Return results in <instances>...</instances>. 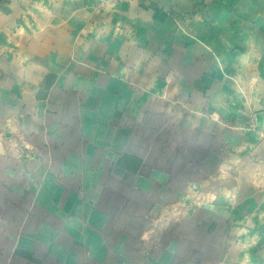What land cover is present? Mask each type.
Listing matches in <instances>:
<instances>
[{
	"label": "crops",
	"instance_id": "0c3cea01",
	"mask_svg": "<svg viewBox=\"0 0 264 264\" xmlns=\"http://www.w3.org/2000/svg\"><path fill=\"white\" fill-rule=\"evenodd\" d=\"M261 131L264 0H0V264H264Z\"/></svg>",
	"mask_w": 264,
	"mask_h": 264
},
{
	"label": "built area",
	"instance_id": "2783aa9c",
	"mask_svg": "<svg viewBox=\"0 0 264 264\" xmlns=\"http://www.w3.org/2000/svg\"><path fill=\"white\" fill-rule=\"evenodd\" d=\"M127 1H131V0H127ZM251 126H252V127L255 126V123L253 122V123L251 124ZM261 135H262V137H264V131H261Z\"/></svg>",
	"mask_w": 264,
	"mask_h": 264
},
{
	"label": "rangeland",
	"instance_id": "374dc122",
	"mask_svg": "<svg viewBox=\"0 0 264 264\" xmlns=\"http://www.w3.org/2000/svg\"><path fill=\"white\" fill-rule=\"evenodd\" d=\"M253 122H251V124H252ZM251 126V125H250ZM252 127V126H251ZM255 126H253L252 128H254Z\"/></svg>",
	"mask_w": 264,
	"mask_h": 264
}]
</instances>
